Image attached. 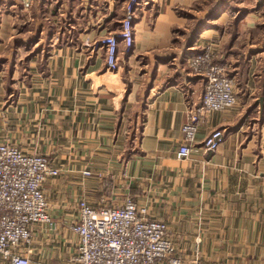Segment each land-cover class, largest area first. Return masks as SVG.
I'll use <instances>...</instances> for the list:
<instances>
[{"label": "crops", "instance_id": "1", "mask_svg": "<svg viewBox=\"0 0 264 264\" xmlns=\"http://www.w3.org/2000/svg\"><path fill=\"white\" fill-rule=\"evenodd\" d=\"M124 12L125 0H0L9 30L56 34L44 68L11 103L0 81V141L60 168L42 186L52 222L33 223L21 251L31 264L67 262L79 200L97 207L131 195L168 223L186 264L196 249L200 264H264V0H141L131 52L119 49L111 70L87 44L117 31ZM24 39L0 47L7 54ZM207 44L217 59L237 58L242 89L233 106L205 114L190 154L178 157L202 94L188 57ZM213 128L225 135L207 151L200 141Z\"/></svg>", "mask_w": 264, "mask_h": 264}, {"label": "built area", "instance_id": "2", "mask_svg": "<svg viewBox=\"0 0 264 264\" xmlns=\"http://www.w3.org/2000/svg\"><path fill=\"white\" fill-rule=\"evenodd\" d=\"M31 0H23L29 6ZM141 0H125V12L117 31L96 37L94 49L102 48L107 68L119 67L118 51L132 49L133 21ZM191 72L202 80L199 103L188 112L182 130L184 139L178 157L190 154L204 116L236 103L235 76L229 65L217 59L211 44L188 57ZM224 130L213 128L201 139V146L215 151L224 138ZM60 168L46 153H28L6 141H0V258L10 264H31L21 251L31 241V225L51 223L43 183L56 176ZM83 174H90L83 170ZM78 218L71 228L78 235L76 252L62 264H182L174 254L165 220L147 216L127 196L122 204L92 206L78 202ZM38 264H43L39 262Z\"/></svg>", "mask_w": 264, "mask_h": 264}, {"label": "rangeland", "instance_id": "3", "mask_svg": "<svg viewBox=\"0 0 264 264\" xmlns=\"http://www.w3.org/2000/svg\"><path fill=\"white\" fill-rule=\"evenodd\" d=\"M2 19V20H1ZM11 20V19H10ZM9 19H3V16H0V40L3 38L10 39V40H15V38H18L19 40L24 39L27 37V40H25V45H15L12 46L10 48L9 53L5 54V51H7V48H4L3 46L0 47V56H6V57H2L0 59V81H2L3 83V87L6 90V94L3 97V104L5 105L8 103H11L13 100H15L19 89L21 88L22 85H29L31 82V75L33 74V72L37 71L38 69H42L45 66L46 63V58L47 56L50 54L51 50L53 49V47H55V38H56V34L55 32L53 33L54 36L52 37V34L49 35V37H44V38H40L41 36L39 34H36L35 32H32L31 30L26 29L25 27H23L22 30H15V29H11L9 30V24L10 21ZM7 21V23H6ZM5 23L6 26H8V29L6 27L5 29ZM32 36V37H31ZM13 42V41H11ZM34 42L36 43V45L34 44ZM93 41H90L87 45V47L91 50V51H95L93 44ZM130 51H128L126 54L130 53ZM34 56H36V58H33ZM223 61H225L231 70L232 74H235V66L237 65L236 60L237 58L231 57V58H222ZM221 59V60H222ZM239 59V56H238ZM38 68V69H37ZM239 78L236 77L235 78V87L237 85V87L239 88V90H241V86H240V82H238ZM243 87V86H242ZM243 93H245V89L242 90V92L240 93L241 98L244 97ZM246 96V95H245ZM253 96V95H252ZM251 96V97H252ZM254 121L256 122V120H252V123H254ZM25 151V150H23ZM27 152V151H25ZM29 153V152H28ZM108 184L110 185L111 181L110 179L108 180ZM116 196H121V195H116ZM115 196V197H116ZM127 196H130L134 199L133 196L131 195H124V197L120 200L121 202H124L125 198ZM134 201L136 202V204L138 206H144L143 204H140L137 202V200L134 199ZM105 203H103L102 205H104ZM107 205H117V200L113 199L112 202L110 203H106ZM122 204V203H119ZM146 210H147V216L152 217V218H157L154 217L152 215H149L148 213V208L147 206H145ZM159 219H163V218H159ZM164 220V219H163ZM167 223V222H166ZM168 226V223H167ZM168 237L169 240L171 241L173 248H174V254L180 258L181 263L182 264H186L182 258V256L177 252L176 249V245H175V239L172 237L169 226H168ZM198 241V240H197ZM201 256L199 254V250L196 249L195 250V255L194 258L192 259V263L189 264H200L199 260ZM203 258V257H202ZM206 260V259H203Z\"/></svg>", "mask_w": 264, "mask_h": 264}]
</instances>
